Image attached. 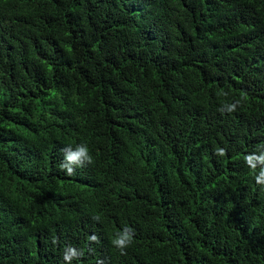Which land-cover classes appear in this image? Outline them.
<instances>
[{
    "label": "trees",
    "instance_id": "obj_1",
    "mask_svg": "<svg viewBox=\"0 0 264 264\" xmlns=\"http://www.w3.org/2000/svg\"><path fill=\"white\" fill-rule=\"evenodd\" d=\"M261 153L264 0H0V264H264Z\"/></svg>",
    "mask_w": 264,
    "mask_h": 264
},
{
    "label": "clouds",
    "instance_id": "obj_2",
    "mask_svg": "<svg viewBox=\"0 0 264 264\" xmlns=\"http://www.w3.org/2000/svg\"><path fill=\"white\" fill-rule=\"evenodd\" d=\"M239 104L237 101L235 104L229 105L227 111L229 113L234 112ZM219 156L225 155V149H219L216 153ZM246 164L250 169L255 172L257 165H264V153L257 155H248L245 157ZM93 163V157L90 154L89 148L80 144L77 145L75 150L71 148L65 149V158L64 161L60 164V168L65 170V174L72 176L75 174L74 166L83 167L86 164L90 165ZM255 181L258 185L264 186V167H261L258 175H255ZM135 232L131 228H125L116 239L113 240V244L116 248L121 251V254H124V249L131 245L133 242ZM93 239H95L93 237ZM77 255L75 250L69 249L65 252L64 259L65 261H70L73 257Z\"/></svg>",
    "mask_w": 264,
    "mask_h": 264
}]
</instances>
